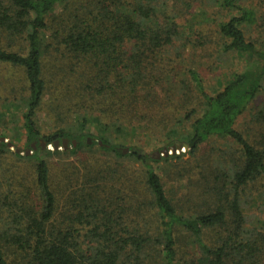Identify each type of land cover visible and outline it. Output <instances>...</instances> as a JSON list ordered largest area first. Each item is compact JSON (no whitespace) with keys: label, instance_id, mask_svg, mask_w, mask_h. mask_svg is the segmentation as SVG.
Wrapping results in <instances>:
<instances>
[{"label":"trees","instance_id":"1","mask_svg":"<svg viewBox=\"0 0 264 264\" xmlns=\"http://www.w3.org/2000/svg\"><path fill=\"white\" fill-rule=\"evenodd\" d=\"M240 1L218 0L234 11L218 31L224 52L246 58L243 68L213 94L188 68L201 107H191L193 96L184 90L177 103L186 109L181 117L158 94L162 84L186 87L157 68L166 49L177 40L176 52L194 46L168 10L171 0H0V64L22 71V104L8 106L23 105L25 148L36 143L32 153L20 154L0 139V156L32 164L36 196L29 202L26 193H15L11 168L0 160V264H264V220L246 214L251 201L264 204V10ZM255 26L260 38L248 36ZM50 48L59 55L47 77ZM56 87L65 89L64 102L51 107L58 123L43 134L38 112ZM6 114L0 111L1 118ZM66 114L73 121L63 127ZM136 117L164 132L166 147L180 142L187 150L161 159L136 149L124 153L109 136L127 135L126 119ZM63 138L70 148H41L40 139L50 145ZM209 140L215 143L196 164L199 177L172 200L152 162L184 155L196 160ZM94 147L107 158L77 157ZM60 154L73 157L54 172L51 163ZM124 159L143 167L142 183L117 165ZM187 240L192 252L182 251Z\"/></svg>","mask_w":264,"mask_h":264},{"label":"rangeland","instance_id":"2","mask_svg":"<svg viewBox=\"0 0 264 264\" xmlns=\"http://www.w3.org/2000/svg\"><path fill=\"white\" fill-rule=\"evenodd\" d=\"M171 2L168 10L176 16V21L180 24V30L183 32V35L189 37L194 43V46L189 45L186 50L182 49L179 50V52H176L175 49L181 48L182 43L181 40H177L174 41L172 46L166 49V54H164L162 62L157 64V68L161 66L166 71L169 70L170 73L174 75V81H183L186 84V87H180L178 90H175L173 88H168V85L162 84L158 89V94L160 101H164V99L170 101V108L172 111L176 115L182 117L186 109L185 111L182 110L177 103L178 99L180 97L182 98V92L184 90L185 95L190 92L193 96L194 102L191 107L195 108V106H197L198 110L201 107V102L199 103L201 95L194 86V82L187 72L188 68L197 71L202 80L204 91L208 94H213L221 87V84L227 79L228 75L243 68L246 58L239 56L235 52H224L222 47L223 39L220 37L218 24L220 21H223L233 14L234 11L231 12L221 8L218 0H171ZM240 2L243 6L256 7L259 12L264 10V0H241ZM261 31L262 29L260 27L255 26L252 28V31L248 33V36L251 35L252 37L260 38L259 35ZM56 55L59 54L54 51V48H50L49 53L46 55L45 70L47 77L54 72V68L52 67L56 62ZM21 74L22 71L17 68L0 64V111L5 109L7 112L6 116L3 118L0 117V139L3 138V140L9 144L8 146L11 151L17 152L16 149H20V152L17 153L23 154L26 149V137L21 118L23 105L21 108H13L12 110L8 106L10 101H19V104H22V100L20 99L23 94L21 90ZM52 84L55 85V82ZM179 86H183V84L181 83ZM64 90V88L56 87L48 89V92L46 93L42 110L38 112L37 118L39 129L43 134L51 133L55 128V124L58 123V121L53 118L51 107L64 102L62 99ZM165 91L166 94L164 96ZM168 96H170L169 99H166ZM4 102L7 104H4ZM71 104H74V102L70 100L67 106ZM72 109L77 115L78 113L76 112V107L74 105ZM149 110L153 109L148 106L143 108V111L146 113L154 112ZM166 110L167 109H165V111ZM66 115L67 116H64L62 119H66L67 123L59 121L60 125H63V127H66V125L73 121L71 118V116H73L72 114ZM126 120L129 121L125 124L126 128L130 130L127 135L111 133L109 136V140H111L112 143L120 145L124 153H130L136 149L141 153L154 156L155 152H161V150L166 147L164 132L157 131L152 123L147 122V119L136 117L133 120ZM91 129L93 135L97 137L99 134L98 127L92 126ZM214 143V140L205 142L202 145L196 160L190 158L189 155H184L179 160L171 158L166 161L161 160L159 163L152 162L155 171L160 176L166 194L172 200L177 201L183 197L184 193L186 195L191 179L194 180L199 177V169L196 168L198 160L201 161V157L203 158L204 155L210 154L209 150L212 151ZM48 147V149H52V145H48ZM186 150L187 148L179 153ZM179 153L176 152L172 155ZM67 155L60 154L58 157L53 158L54 160H52L51 167L54 172H57L60 167V161L63 159L70 160L73 157L71 154L66 158ZM77 157L80 160L87 159L90 161H96L99 159H106L107 155L100 151L98 147H94L93 151L86 149L82 151V153H79ZM161 157L164 156H160L158 159H161ZM0 160L3 162L4 167L10 166L11 168L10 181L12 184L10 185L13 191H15V193H26L27 196L25 197L28 201L33 202L36 199V196L33 193L35 188L32 182L31 173L33 168L30 161L17 159L11 154L0 156ZM112 160L115 161L116 159L112 158ZM117 162L118 166H125L128 172L127 174L131 180H134L135 182L140 181V183H142L144 169L139 163L128 159H124L123 161L118 160ZM14 168H16L15 171L12 170ZM186 170L189 172H186ZM22 177H24V179ZM21 183L26 184L30 190L27 191L25 187L23 188L20 186ZM263 211L264 204L263 207H259L258 202L251 201L246 214L249 217L254 216L253 220H255V222L257 220L263 221ZM255 216H257V220L255 219ZM180 246L184 252H192L194 249L188 240L187 242H182Z\"/></svg>","mask_w":264,"mask_h":264},{"label":"water","instance_id":"3","mask_svg":"<svg viewBox=\"0 0 264 264\" xmlns=\"http://www.w3.org/2000/svg\"><path fill=\"white\" fill-rule=\"evenodd\" d=\"M1 140H3V138H1ZM88 141L90 142V138H88ZM72 143H73V145H76V141L75 140H73ZM40 145H41V148H43V149L44 148H49L47 143L43 139H40ZM35 148H36V143L33 142L31 144L30 148H27V149L24 150V153L25 154H30V153H32V149H35ZM67 148H70L69 139H67V138H63L61 141L54 140L53 143H52V149H67ZM186 148H187L186 145H183L181 143H176V144H173V145H171L169 147H164L161 150V152L160 151L155 152L154 157L160 158V156H168L169 154H173V153H176V152L179 153L180 151H183ZM16 151L20 152V149H16Z\"/></svg>","mask_w":264,"mask_h":264},{"label":"clouds","instance_id":"4","mask_svg":"<svg viewBox=\"0 0 264 264\" xmlns=\"http://www.w3.org/2000/svg\"><path fill=\"white\" fill-rule=\"evenodd\" d=\"M50 145H52V144H50Z\"/></svg>","mask_w":264,"mask_h":264}]
</instances>
